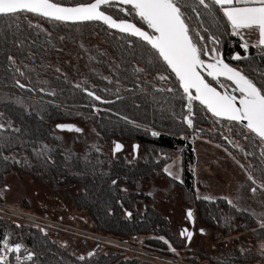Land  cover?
Returning a JSON list of instances; mask_svg holds the SVG:
<instances>
[{
  "label": "trees",
  "instance_id": "1",
  "mask_svg": "<svg viewBox=\"0 0 264 264\" xmlns=\"http://www.w3.org/2000/svg\"><path fill=\"white\" fill-rule=\"evenodd\" d=\"M56 2L76 6L93 0ZM182 3L190 34L194 40L203 37L199 43L210 50L202 58L212 63L222 57L258 86L264 85V48H243L218 6L212 5L209 11L198 0ZM121 7L124 12L118 10ZM102 10L153 33L129 5L114 3ZM167 67L147 43L99 22L69 24L31 14L19 20L0 17V203L4 176L27 170L60 186H78L80 194L74 202L88 213L93 233L197 262L188 255L185 232L169 229L152 209L140 214L137 201L149 197L142 190L143 183L162 176L169 184L182 187L203 223L213 226L228 221V225L240 215L224 198H197L191 173L181 183L166 175V167L180 148L186 159L193 157L192 148L187 147L190 140H204L227 147L240 161H249L251 173L264 183V141L237 122L214 117L196 101L189 111L187 94ZM220 81L240 97L238 91H232L236 87L232 81ZM77 120L90 123L101 136L103 143L98 148L81 152L65 145L54 127ZM116 141L138 145L140 155L108 153ZM126 187L133 191L127 192ZM243 215L250 224L246 227L263 238L264 229L249 214ZM52 235L68 242L60 244ZM3 240L12 247L21 245L19 253L4 250L8 260L31 255L28 264H157L86 239L0 217V249ZM73 244L82 251L77 253Z\"/></svg>",
  "mask_w": 264,
  "mask_h": 264
},
{
  "label": "rangeland",
  "instance_id": "2",
  "mask_svg": "<svg viewBox=\"0 0 264 264\" xmlns=\"http://www.w3.org/2000/svg\"><path fill=\"white\" fill-rule=\"evenodd\" d=\"M214 63V62H212ZM61 125L65 127H60ZM55 130L64 138L66 146L78 151L98 148L103 143L101 136L90 123L80 120L55 125ZM122 151L116 152V145ZM193 157L184 155L180 148L166 167L165 173L184 183L187 172L192 175V188L199 199L216 200L224 198L227 204L240 216L234 222H217L216 225L204 224L197 207L184 197L179 185L169 184L164 177L143 183V192L149 197L137 201L140 214L148 209L159 213L165 224L175 233H186L189 239L188 255L202 264H264V237L257 238L254 228L246 227L243 213L253 217L259 229H264V183L251 173L249 161H240L227 147H221L204 140H190ZM110 154L140 155L139 146L126 145L116 141L106 150ZM255 181V183H253ZM3 204L24 210L28 213L56 221L68 226L93 230L94 226L88 213L76 206L75 198L80 188L60 186L48 177H36L27 170L12 171L3 178ZM256 191L253 192L252 189ZM127 192L133 189L126 187ZM191 211V218L188 212ZM227 225V226H224ZM234 229H233V228ZM189 234H191L189 238ZM262 234V233H260ZM58 243L66 244L67 238L51 236ZM143 241V238L140 239ZM72 248L82 251L78 244Z\"/></svg>",
  "mask_w": 264,
  "mask_h": 264
},
{
  "label": "snow or ice",
  "instance_id": "3",
  "mask_svg": "<svg viewBox=\"0 0 264 264\" xmlns=\"http://www.w3.org/2000/svg\"><path fill=\"white\" fill-rule=\"evenodd\" d=\"M114 3L129 5L130 10H134L156 35H150L135 24L124 20L117 22L112 15L102 10L104 6L112 7ZM198 3L209 11L212 5L218 6L230 22L234 34L256 32L259 36L258 43L264 45V0H198ZM184 6L182 0H93L75 7L62 6L56 0H0V17L19 20L21 17L26 19L31 14L59 22L102 21L111 28L137 36L151 45L158 57L162 58L178 78L184 93L187 94L189 111H191V102L198 100L214 116L224 117L230 121L246 122L244 127L264 141V85L258 86L241 71L223 63L220 59H216L214 63H206L201 57L208 55L210 50L206 45L199 43V40L204 39L203 37L194 40L190 34L182 11ZM118 10L125 11L123 7ZM29 25L32 26L30 21ZM243 46L247 49V44ZM201 70L206 71L220 88H226V85L220 81L221 76L232 81L236 85L232 91H238L240 94L239 107L236 95L228 91H218L217 87L204 78ZM19 86L24 87L23 84ZM192 89H195V95H192ZM88 95L91 96L93 93L89 92ZM95 98L100 99V97ZM191 123L192 121L188 120L190 126ZM2 127L3 125H0V128ZM152 135L156 136L158 133L153 132ZM120 147L116 145V150L118 151ZM252 191L255 192L256 189L253 188ZM188 216L191 218V211L188 212ZM190 236L191 234L189 238ZM2 245L0 252L6 250V252L19 253L21 249L20 244L12 247L7 240H3ZM6 252L0 254V264H10ZM15 259L19 262L21 258L16 256ZM26 259L31 260L32 256L28 255Z\"/></svg>",
  "mask_w": 264,
  "mask_h": 264
},
{
  "label": "built area",
  "instance_id": "4",
  "mask_svg": "<svg viewBox=\"0 0 264 264\" xmlns=\"http://www.w3.org/2000/svg\"><path fill=\"white\" fill-rule=\"evenodd\" d=\"M0 217L14 220L23 224L37 226L51 233H63L84 240L86 239L87 241L94 242L117 252L134 255L140 257L141 259L143 258L157 264H202L198 261L196 262L186 258L170 255L165 252L148 249L147 247L137 245L129 241L104 237L93 233V231L81 229L75 226H68L59 222L56 223V221L28 213L18 208L14 209L13 207L7 206L3 203H0ZM16 256L9 260L10 264H28L30 262V260L26 259L27 256H20L21 259L18 262L15 259Z\"/></svg>",
  "mask_w": 264,
  "mask_h": 264
},
{
  "label": "water",
  "instance_id": "5",
  "mask_svg": "<svg viewBox=\"0 0 264 264\" xmlns=\"http://www.w3.org/2000/svg\"><path fill=\"white\" fill-rule=\"evenodd\" d=\"M62 6H65V7H75V6H66V5H62ZM77 6V5H76ZM106 14H108V13H106ZM114 18V17H113ZM47 19V18H46ZM115 19V18H114ZM117 20V19H116ZM120 20H117V22H119ZM124 21H126V22H128V23H131V24H135L134 22H132V21H128V20H124ZM90 22H99V23H102V24H104L102 21H76V22H72V21H66V22H64V23H69V24H82V23H90ZM105 25V24H104ZM137 27H139L137 24H135ZM107 26V25H106ZM107 27H109V26H107ZM111 30H113V31H115V32H118V33H121V34H125V35H129V36H132L130 33H126V32H121L119 29H116V28H111V27H109ZM139 28H141V27H139ZM143 31H146V32H148L150 35H156L155 33H151V32H149V31H147V30H145V29H143V28H141ZM132 37H135V38H137V39H139V40H141L139 37H137V36H132ZM141 41H143V40H141ZM143 42H145V43H147L146 41H143ZM149 45V44H148ZM150 47H151V45H150ZM202 58V57H201ZM203 59V58H202ZM221 61H223V59H222V57H221V59H220ZM206 63H209V62H207L206 61ZM223 63H226L225 61H223ZM226 64H228V63H226ZM229 65V64H228ZM231 67V66H230ZM168 68V67H167ZM169 70L171 71V69L169 68ZM172 72V71H171ZM173 73V72H172ZM174 74V73H173ZM201 74L204 76V78L207 80V78H209L210 80H212V78L210 77V76H208L207 75V72L206 71H204V70H201ZM175 75V74H174ZM175 78L177 79V81H179L178 80V78L175 76ZM221 78H225V77H223V76H221L220 77V79ZM208 81V80H207ZM214 81V80H213ZM209 82V81H208ZM179 83H180V81H179ZM214 83L215 84H212L214 87H217V90L218 91H220V92H224V91H228L229 93H231V91L226 87V88H220L219 87V85L217 84V82L216 81H214ZM180 86H181V83H180ZM181 88H182V86H181ZM183 89V88H182ZM192 91V95H195L196 93H195V89H192L191 90ZM231 94H233V95H236V94H234V93H231ZM237 96V95H236ZM94 97H97V96H94ZM100 100V99H99ZM238 100H239V96H237V106L239 107V104H238ZM193 101H196V102H198V103H200L198 100H193ZM202 105V104H201ZM204 106V105H203ZM205 107V106H204ZM211 113V112H210ZM212 114V113H211ZM213 115V114H212ZM214 116V115H213ZM214 117H216V118H218V119H221V120H224V121H230V120H228V119H226V118H224V117H217V116H214ZM230 122H237V121H230ZM237 123H239V124H241V125H243L244 126V123H246V122H244V123H242V122H237ZM117 145H120L121 147H120V149L117 151L116 150V152H121L122 151V145L120 144V143H117ZM137 146L138 145H135V147L137 148Z\"/></svg>",
  "mask_w": 264,
  "mask_h": 264
},
{
  "label": "crops",
  "instance_id": "6",
  "mask_svg": "<svg viewBox=\"0 0 264 264\" xmlns=\"http://www.w3.org/2000/svg\"><path fill=\"white\" fill-rule=\"evenodd\" d=\"M229 24H230V22H229ZM236 36L239 38V40L242 43V45L247 44V48L248 47H257V48L258 47H263L264 48V45H260L258 43L259 36H258V34L256 32L240 33V34H236ZM243 48H245V47L243 46Z\"/></svg>",
  "mask_w": 264,
  "mask_h": 264
},
{
  "label": "flooded vegetation",
  "instance_id": "7",
  "mask_svg": "<svg viewBox=\"0 0 264 264\" xmlns=\"http://www.w3.org/2000/svg\"><path fill=\"white\" fill-rule=\"evenodd\" d=\"M237 217H238V216H237ZM237 217H236V218H237ZM236 218H235V219H236ZM204 224H205V223H204Z\"/></svg>",
  "mask_w": 264,
  "mask_h": 264
},
{
  "label": "bare ground",
  "instance_id": "8",
  "mask_svg": "<svg viewBox=\"0 0 264 264\" xmlns=\"http://www.w3.org/2000/svg\"><path fill=\"white\" fill-rule=\"evenodd\" d=\"M236 86V85H235Z\"/></svg>",
  "mask_w": 264,
  "mask_h": 264
}]
</instances>
